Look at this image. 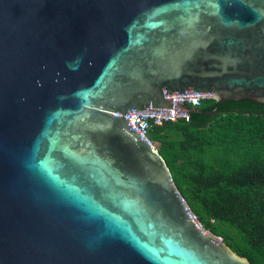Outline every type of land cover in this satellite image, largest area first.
<instances>
[{
  "label": "water",
  "instance_id": "95a60500",
  "mask_svg": "<svg viewBox=\"0 0 264 264\" xmlns=\"http://www.w3.org/2000/svg\"><path fill=\"white\" fill-rule=\"evenodd\" d=\"M187 90L264 105V0H0V264H250L122 117Z\"/></svg>",
  "mask_w": 264,
  "mask_h": 264
},
{
  "label": "trees",
  "instance_id": "16d2710c",
  "mask_svg": "<svg viewBox=\"0 0 264 264\" xmlns=\"http://www.w3.org/2000/svg\"><path fill=\"white\" fill-rule=\"evenodd\" d=\"M147 139L201 227L264 264V105L204 101L186 118L150 127Z\"/></svg>",
  "mask_w": 264,
  "mask_h": 264
},
{
  "label": "built area",
  "instance_id": "2783aa9c",
  "mask_svg": "<svg viewBox=\"0 0 264 264\" xmlns=\"http://www.w3.org/2000/svg\"><path fill=\"white\" fill-rule=\"evenodd\" d=\"M164 99L169 101L171 105L169 109H154L147 107L142 111L129 110L124 115H122L128 128L136 133L140 140L145 141L147 144H151L147 139V133L150 127H159L165 123L174 122L179 118H186L185 112L177 111L178 105H181L184 108H195L204 101L212 100V95L210 93H197L187 90L182 93L166 95L164 96ZM112 115L114 117L120 116L119 113H113ZM189 214L193 218L195 224L201 228L197 217L191 212H189ZM215 237L217 240H221L219 237Z\"/></svg>",
  "mask_w": 264,
  "mask_h": 264
},
{
  "label": "rangeland",
  "instance_id": "374dc122",
  "mask_svg": "<svg viewBox=\"0 0 264 264\" xmlns=\"http://www.w3.org/2000/svg\"><path fill=\"white\" fill-rule=\"evenodd\" d=\"M187 207V206H186ZM198 220V219H197ZM207 233H209L207 230H205Z\"/></svg>",
  "mask_w": 264,
  "mask_h": 264
}]
</instances>
